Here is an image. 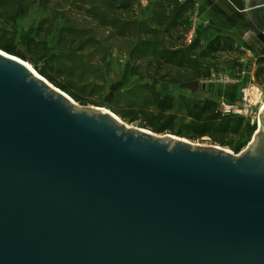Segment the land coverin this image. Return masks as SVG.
Instances as JSON below:
<instances>
[{"label":"water","instance_id":"1","mask_svg":"<svg viewBox=\"0 0 264 264\" xmlns=\"http://www.w3.org/2000/svg\"><path fill=\"white\" fill-rule=\"evenodd\" d=\"M244 12L264 54V0ZM77 107L0 51V264H264L263 131L234 155Z\"/></svg>","mask_w":264,"mask_h":264},{"label":"rangeland","instance_id":"2","mask_svg":"<svg viewBox=\"0 0 264 264\" xmlns=\"http://www.w3.org/2000/svg\"><path fill=\"white\" fill-rule=\"evenodd\" d=\"M71 1L0 0V50L20 57L68 94L78 104L75 110L97 115L86 107L104 108L130 126L151 131L160 138L178 136L193 148L217 147L243 155L256 147L260 139L257 132L264 134V54L252 49L246 41L249 21L243 11L245 0H239L238 11L234 12L242 22L237 31H232L233 24L229 21L224 25L218 21L206 28L195 0L186 15L187 22L183 20L182 25L172 29L161 27L155 37L117 35L109 21L105 25L91 14L89 4L95 0L84 4L75 0L72 5ZM96 2L101 4V0ZM152 9L151 0H140L115 15L144 20ZM112 16L111 13L109 17ZM216 33H222L221 49L198 58V73L162 64L149 46L140 45L142 40L149 39L161 51L184 47L199 37L200 45L206 47ZM195 79L206 83V89L194 92L183 86ZM251 86L260 93L255 101L248 98ZM159 92L175 98L174 108L168 111L176 116L174 131L159 132L151 126L163 125L164 121L157 105ZM194 100H212L222 117L231 116L240 120L241 125L237 127L232 120L229 132L206 135L182 127L191 122L187 105ZM229 103L237 105L230 113L223 111V105ZM178 130L182 133L178 134Z\"/></svg>","mask_w":264,"mask_h":264},{"label":"trees","instance_id":"3","mask_svg":"<svg viewBox=\"0 0 264 264\" xmlns=\"http://www.w3.org/2000/svg\"><path fill=\"white\" fill-rule=\"evenodd\" d=\"M87 0H82L84 4ZM95 1L90 2L89 8L92 15L103 24L111 26L117 35L120 36H153L155 37L159 28L166 26L167 28H176L182 25L183 20H188L187 13L193 9L195 0H151L152 12L151 15L144 20H136L132 17L124 18L115 15L119 11H127L133 5L139 4L140 0H101V4ZM75 3V0L71 1V5ZM103 10H108L105 12ZM112 13V17H109ZM182 22V23H180ZM222 33H216L214 39L207 42L206 47L200 45L201 39L195 38L191 43L180 48H164L158 51L159 45H153L149 39L142 40L140 45H147L151 49L154 55H156L157 61L166 64H173L179 68H186L190 71L198 73L200 63L198 58L206 57L209 54L215 53L221 49V43L223 39L220 36ZM230 38H227V41ZM144 43V44H143ZM231 47V45H227ZM199 53H197V51ZM162 63V64H163ZM157 105L159 109V115L164 118L163 125H151L156 131L163 132L164 130L174 131L176 116L168 113L175 106V98L171 94L161 95L160 92L156 96ZM188 117L191 118L189 124L181 125L186 129H193L195 133L199 135H206L209 133H226L231 130L232 117H222L220 112L216 110V103L212 100H194L188 102L187 105ZM231 117V118H230ZM237 122V127L241 125L240 120H234ZM236 127V128H237ZM181 134V131H177Z\"/></svg>","mask_w":264,"mask_h":264},{"label":"crops","instance_id":"4","mask_svg":"<svg viewBox=\"0 0 264 264\" xmlns=\"http://www.w3.org/2000/svg\"><path fill=\"white\" fill-rule=\"evenodd\" d=\"M196 1L198 3V8L200 9L199 16L201 19H203V23L205 24V26H207L206 28L217 24L218 21H220L223 25L228 23V22L226 23V21H229L233 24L232 31H237L236 28H238L242 24V22L240 21V17L237 15V13L236 15L234 13L239 6V0H196ZM245 8H246V2H245V6L243 7V11H245ZM248 30L246 32V41L252 49L258 50L260 44L258 43V40H256L255 38L253 39V41H250L247 38ZM220 91L221 93H224L223 90Z\"/></svg>","mask_w":264,"mask_h":264},{"label":"bare ground","instance_id":"5","mask_svg":"<svg viewBox=\"0 0 264 264\" xmlns=\"http://www.w3.org/2000/svg\"><path fill=\"white\" fill-rule=\"evenodd\" d=\"M0 51H2V50H0ZM4 52V51H3ZM7 53V52H6ZM9 54V53H8ZM11 55V54H10ZM14 56V55H13ZM19 58V57H18ZM21 59V58H20ZM24 61V60H23ZM24 63L36 74V75H38L39 77H42V76H40L31 66H30V64L29 63H27V62H25L24 61ZM43 78V77H42ZM247 93H248V98L250 97V99L251 100H256V99H258L259 98V95H260V93L258 92V89L256 88V87H252L251 86V88L247 91ZM106 110V109H105ZM116 116V115H115ZM119 119V118H118ZM121 120V119H120Z\"/></svg>","mask_w":264,"mask_h":264},{"label":"built area","instance_id":"6","mask_svg":"<svg viewBox=\"0 0 264 264\" xmlns=\"http://www.w3.org/2000/svg\"><path fill=\"white\" fill-rule=\"evenodd\" d=\"M237 105H233V104H224L223 105V111H226V112H228V113H230V112H233V110L234 109H236L237 107H236Z\"/></svg>","mask_w":264,"mask_h":264},{"label":"flooded vegetation","instance_id":"7","mask_svg":"<svg viewBox=\"0 0 264 264\" xmlns=\"http://www.w3.org/2000/svg\"><path fill=\"white\" fill-rule=\"evenodd\" d=\"M242 25V24H241ZM241 25L239 27H241Z\"/></svg>","mask_w":264,"mask_h":264}]
</instances>
